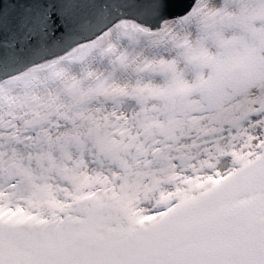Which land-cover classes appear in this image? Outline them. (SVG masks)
<instances>
[{
  "label": "snow or ice",
  "instance_id": "obj_1",
  "mask_svg": "<svg viewBox=\"0 0 264 264\" xmlns=\"http://www.w3.org/2000/svg\"><path fill=\"white\" fill-rule=\"evenodd\" d=\"M0 264H264V0H0Z\"/></svg>",
  "mask_w": 264,
  "mask_h": 264
}]
</instances>
